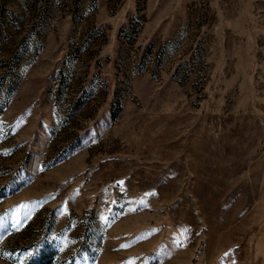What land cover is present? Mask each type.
<instances>
[{"label": "rangeland", "instance_id": "1", "mask_svg": "<svg viewBox=\"0 0 264 264\" xmlns=\"http://www.w3.org/2000/svg\"><path fill=\"white\" fill-rule=\"evenodd\" d=\"M0 264H264V0H0Z\"/></svg>", "mask_w": 264, "mask_h": 264}, {"label": "built area", "instance_id": "2", "mask_svg": "<svg viewBox=\"0 0 264 264\" xmlns=\"http://www.w3.org/2000/svg\"><path fill=\"white\" fill-rule=\"evenodd\" d=\"M138 22H141L138 17L132 16L131 23L130 24H136ZM177 36V35H176ZM173 47H175V54L178 57L177 53V42H173ZM172 50L173 48H169L167 39L165 40H159L158 42H153L150 47V53L147 56L148 64H147V75L149 76H157L162 73V69L165 68V64L167 66V63H165V53L167 50ZM175 57V58H176ZM135 64L134 62L132 65Z\"/></svg>", "mask_w": 264, "mask_h": 264}, {"label": "crops", "instance_id": "3", "mask_svg": "<svg viewBox=\"0 0 264 264\" xmlns=\"http://www.w3.org/2000/svg\"><path fill=\"white\" fill-rule=\"evenodd\" d=\"M133 6L134 7H132V9L129 12V14H130L129 17L130 16H135L137 14L136 13V7H135L134 3H133ZM159 12H161V11H158L157 10V5L155 3H153V1H150V2L148 1V3H147V9H146V15H147L148 22H149V28H151V23H153V21H160L161 20L160 16L158 15ZM124 20H125V12L120 13L117 16V18H114L111 21H108L111 24L112 31L113 32H118L119 29H120V26L124 22ZM156 30L157 29H152V30L150 29V31L148 30V32L150 34L149 37H151L152 35H154L155 33H157Z\"/></svg>", "mask_w": 264, "mask_h": 264}, {"label": "snow or ice", "instance_id": "4", "mask_svg": "<svg viewBox=\"0 0 264 264\" xmlns=\"http://www.w3.org/2000/svg\"><path fill=\"white\" fill-rule=\"evenodd\" d=\"M26 207V206H25ZM124 246H128V245H122V247H124Z\"/></svg>", "mask_w": 264, "mask_h": 264}]
</instances>
